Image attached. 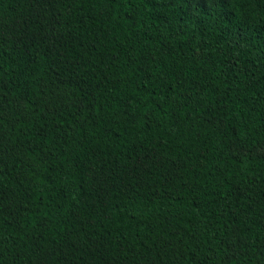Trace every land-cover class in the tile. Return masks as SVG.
I'll return each instance as SVG.
<instances>
[{
    "label": "trees",
    "instance_id": "obj_1",
    "mask_svg": "<svg viewBox=\"0 0 264 264\" xmlns=\"http://www.w3.org/2000/svg\"><path fill=\"white\" fill-rule=\"evenodd\" d=\"M0 264H264V0H0Z\"/></svg>",
    "mask_w": 264,
    "mask_h": 264
}]
</instances>
